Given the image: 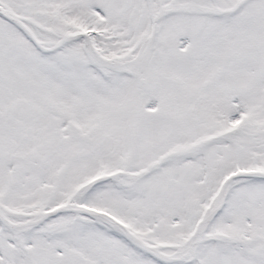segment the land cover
I'll use <instances>...</instances> for the list:
<instances>
[{
  "label": "snow or ice",
  "instance_id": "1",
  "mask_svg": "<svg viewBox=\"0 0 264 264\" xmlns=\"http://www.w3.org/2000/svg\"><path fill=\"white\" fill-rule=\"evenodd\" d=\"M0 264H264V0H0Z\"/></svg>",
  "mask_w": 264,
  "mask_h": 264
}]
</instances>
